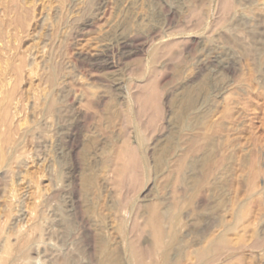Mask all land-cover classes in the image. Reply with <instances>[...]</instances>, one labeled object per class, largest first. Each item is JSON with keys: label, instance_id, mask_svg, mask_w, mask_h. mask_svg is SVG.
<instances>
[{"label": "rangeland", "instance_id": "obj_1", "mask_svg": "<svg viewBox=\"0 0 264 264\" xmlns=\"http://www.w3.org/2000/svg\"><path fill=\"white\" fill-rule=\"evenodd\" d=\"M134 249L264 264V0H0V264Z\"/></svg>", "mask_w": 264, "mask_h": 264}, {"label": "bare ground", "instance_id": "obj_2", "mask_svg": "<svg viewBox=\"0 0 264 264\" xmlns=\"http://www.w3.org/2000/svg\"><path fill=\"white\" fill-rule=\"evenodd\" d=\"M122 150V149H121ZM123 151V150H122ZM122 155V154H121ZM123 156V155H122ZM120 157V156H119ZM130 264H146L144 256L142 253H139L134 249L130 255Z\"/></svg>", "mask_w": 264, "mask_h": 264}]
</instances>
